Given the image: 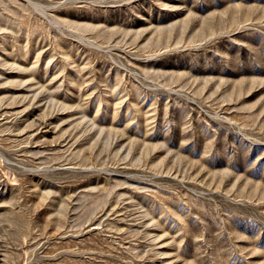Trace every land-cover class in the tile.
Masks as SVG:
<instances>
[{
    "label": "rangeland",
    "instance_id": "obj_1",
    "mask_svg": "<svg viewBox=\"0 0 264 264\" xmlns=\"http://www.w3.org/2000/svg\"><path fill=\"white\" fill-rule=\"evenodd\" d=\"M0 264H264V0H0Z\"/></svg>",
    "mask_w": 264,
    "mask_h": 264
},
{
    "label": "bare ground",
    "instance_id": "obj_2",
    "mask_svg": "<svg viewBox=\"0 0 264 264\" xmlns=\"http://www.w3.org/2000/svg\"><path fill=\"white\" fill-rule=\"evenodd\" d=\"M5 58V57H4Z\"/></svg>",
    "mask_w": 264,
    "mask_h": 264
}]
</instances>
